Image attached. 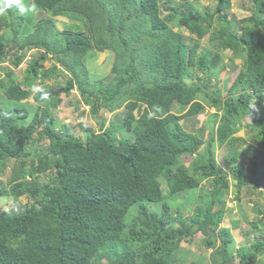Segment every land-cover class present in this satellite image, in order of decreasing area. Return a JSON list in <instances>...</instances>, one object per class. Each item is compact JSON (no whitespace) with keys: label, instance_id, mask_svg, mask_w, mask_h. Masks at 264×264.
I'll list each match as a JSON object with an SVG mask.
<instances>
[{"label":"trees","instance_id":"1","mask_svg":"<svg viewBox=\"0 0 264 264\" xmlns=\"http://www.w3.org/2000/svg\"><path fill=\"white\" fill-rule=\"evenodd\" d=\"M254 1L257 10L239 26L230 18L233 0H214V10L190 1L160 7V0H33L50 16L25 34L28 19L16 6L0 15V26H11V35L3 36L16 42L9 47L0 39V195L9 191L33 201L16 212L0 209V264H203L192 251L177 258L188 237L213 249L212 264H235V228L246 240L237 249L239 263L264 259V209L252 206L257 220L250 228L239 219L220 227L225 209L218 207L229 178L238 200L244 188L264 193V0ZM62 14L81 24L60 30L53 17ZM192 35L198 37L190 42ZM205 38L231 51L230 58L242 57L226 93L225 64L218 69L223 55L202 47ZM34 48L42 52L20 82L5 62L19 66ZM106 50L114 55L112 73L95 76L86 60ZM48 59L51 68L44 66ZM61 69L65 84L42 86L47 100L34 94L45 106L20 104L30 96L29 85ZM73 90L93 116L101 108L119 111L120 121L106 126L103 120L98 132L87 127L92 133L86 139L67 132L51 106ZM9 100L14 107L4 105ZM207 105L216 110L205 139L180 121ZM175 106L183 112H173ZM245 119L251 142L229 154L230 177L218 166L215 144L235 147L237 136L246 143L237 135ZM39 139L48 143L35 151ZM244 155L247 164L234 166ZM21 157L28 161H20L7 182L1 179L8 161ZM41 175L48 182L41 184ZM205 180L209 190L195 195L197 208L185 217L175 206L179 193L197 192ZM190 255L196 260L188 261Z\"/></svg>","mask_w":264,"mask_h":264},{"label":"rangeland","instance_id":"2","mask_svg":"<svg viewBox=\"0 0 264 264\" xmlns=\"http://www.w3.org/2000/svg\"><path fill=\"white\" fill-rule=\"evenodd\" d=\"M188 1L193 2L196 4V7L199 9H202L203 7L209 6L212 10L215 8L214 0H160V7L163 5L165 7L170 3V6H181L182 4H186ZM28 4L33 3L32 0H26ZM181 8V7H180ZM257 10L255 6L254 0H233V7L230 14V18L235 20L237 23L236 25L239 26V20L243 17L250 16ZM164 14V12L162 13ZM165 15V14H164ZM163 15V16H164ZM28 19V22L26 25L22 27L23 33H27L30 25L35 24L40 18L50 16L46 10L38 9L35 14H28L25 15ZM56 20L57 27L60 30L65 29H74L75 25H80L81 22L77 18L69 17L68 15L62 14L59 16L53 17ZM166 18V17H164ZM3 22L2 20H0ZM3 32H5L7 35H11V26L10 25H1L0 26V39L9 41L11 43H15L12 40L10 36V39H7L8 37L3 36ZM188 34V33H186ZM189 35V34H188ZM198 35H192L190 38V42H193L195 38H197ZM202 47L211 49L212 54L215 52H219L223 55V61L218 66V69H220V66L225 64V69L221 70L220 73L222 75L221 77V87H223L224 93H226L227 89L231 85L232 77L234 72L237 70V68L242 64V57L235 56L234 58H230L231 51H224L221 47V45L216 43L209 42L206 38L202 40ZM41 50L39 49H33L28 52L27 57L20 63L19 66H16L14 63H9L7 60L5 62L6 66H9L17 75L18 80L22 82L23 78L26 74V68L29 63V59L39 55V52ZM114 55L112 52L106 50V51H95L92 56L89 57L86 61L88 62V65L90 66V69L92 70L93 75L99 76V77H108L112 73V62H113ZM12 60V57H11ZM4 65V66H5ZM50 66V63H47V67ZM14 68V69H13ZM0 71L5 72L4 67L2 64L0 65ZM67 72L64 70H60L53 78H47L45 80L40 81L37 79V82L34 84V86H58L60 84H65L67 80ZM41 82V83H40ZM34 92L32 90L31 95L29 96L28 100L20 102L21 105H28L33 108L36 106H45L44 104H41L40 102L35 101L34 98ZM4 96L3 92L0 90V99ZM33 96V98L31 97ZM64 99V103L61 105L51 106L52 114L56 117V122L58 124L63 125L66 127L67 132H71L79 137L87 138L92 131L86 130L87 127H92L95 132H98L101 130V125L103 124V120H105V125L108 126L113 121H120L122 115L118 112H110L108 110L100 109L99 113L96 116H93L91 113L90 105L86 104L79 94L78 90H73L71 95H61ZM5 106H11L14 107L15 103L13 101H6L4 102ZM143 107V105H141ZM173 112H176L177 114L182 113L180 108L174 107L172 108ZM215 108L211 107L209 105L206 106L205 109H203L196 117L189 119H183L181 120V124H183L184 128L187 131H191L194 133L201 134L205 139L209 138V132L212 129V116L215 112ZM141 112V109H139V113ZM248 119H245L243 121V127L242 129L237 133V135L244 136L246 139V143L236 137V145L230 146L224 145L223 147H219L218 144H215L216 147V154H217V161L218 166L221 169H223L225 172H228L231 177V171L228 168V165L231 164L229 162L228 156L229 154H234V151H240L242 148H244L248 143L251 142L248 138V128L244 124ZM119 137L127 136L128 133H120L118 132ZM48 143L47 140H38L37 143L34 146L35 151H40L42 147H44ZM234 147V148H233ZM26 160L28 161V158H19L18 160H10L8 162V166L6 167L4 173L1 175V179H3L5 182L8 181L10 174L12 173L13 168L16 165H19L20 161ZM248 156L244 155L241 157L239 162L233 163L234 166H239L243 164H247ZM186 165H190L191 163L187 162ZM49 177L45 175H41L39 178V182L45 183L48 182ZM230 180V188L227 192V196L221 200L220 203H218V207H223L225 209L223 220L220 223V227L224 226H230L232 219H239L242 222L243 226H247L250 228V223L257 220V213L252 209V206L255 204H259L264 209V193L261 194H253L251 193L247 188L243 189L242 199L238 200L235 196L237 194L236 188L234 186V183H232V178H229ZM37 181V183H39ZM209 184L208 180H205L203 184H201L197 192H194L192 190L187 191H181L179 193V198L181 201H176L175 206L181 207V213L188 217V215L193 214V212L196 210L197 206L192 199L198 194H201L202 192H207L209 189H207V186ZM165 186V184H164ZM33 201L27 196H16L14 194H11L9 191L3 192L2 195H0V209H12L18 211L21 209H24L26 205L31 204ZM207 201H204L206 203ZM173 206V209L175 208ZM137 207V206H136ZM137 209H135L132 214H136ZM173 212V210H172ZM178 215V214H176ZM237 228L233 230L234 234L236 235L235 242L230 247V252L233 255V260L235 264L239 263V255L237 252V249L246 242L244 237L243 230L239 232ZM201 235V234H200ZM203 235H201L202 238ZM183 249L180 250V252L177 254L178 259H183L186 256L191 254V251L193 253H196L197 256H199L198 261L203 262V264H212L209 261V256L212 253V248H207L204 244V242L199 239L194 238H185L182 244ZM189 257V256H188ZM263 257L258 256L256 259V263L254 264H264ZM196 260L193 256L188 259V261Z\"/></svg>","mask_w":264,"mask_h":264},{"label":"clouds","instance_id":"3","mask_svg":"<svg viewBox=\"0 0 264 264\" xmlns=\"http://www.w3.org/2000/svg\"><path fill=\"white\" fill-rule=\"evenodd\" d=\"M32 2H33V0H32ZM12 6H16V8L19 10V13L21 14V15H28V14H35L36 13V11H37V5L33 2V3H31V4H28L27 2H26V0H0V15H4L5 13H6V11L9 9V8H11ZM38 9H40V8H38ZM47 12V11H46ZM49 13V12H48ZM50 14V13H49ZM48 17V16H47ZM42 18H44V17H42ZM16 43V42H15ZM15 43H11V45H13V44H15ZM5 44H7L8 46H9V44H10V42L8 41L7 43H5ZM10 45V46H11ZM9 46V47H10ZM35 49V48H34ZM30 50H33V49H30ZM30 50H28L27 51V54H26V56L25 57H27V55H28V52L30 51ZM40 50V49H39ZM41 52H42V50H41ZM9 54H11V53H9ZM9 57H12L11 55H9ZM25 57H24V59H25ZM33 58V57H32ZM32 58H30L29 59V63H30V61L32 60ZM11 59V58H10ZM23 59V60H24ZM22 60V61H23ZM29 63H28V65H29ZM47 63H50V66H48L47 67ZM44 66H45V68H51V66H52V60L51 59H48V60H46L45 62H44ZM28 67V66H27ZM14 69V68H13ZM27 69V68H26ZM60 71V70H59ZM58 71V72H59ZM15 73V72H14ZM26 73H27V71H26ZM15 75H16V73H15ZM17 76V75H16ZM54 77V76H53ZM53 77H51V78H53ZM25 78V77H24ZM24 78H23V80H24ZM17 79H18V77H17ZM40 81H42V80H45V79H43L42 77L41 78H38ZM22 80V81H23ZM19 81V80H18ZM21 82V81H20ZM28 88H30V89H32L33 90V92H34V94L35 93H40V99L41 100H47L48 99V96H49V93L47 92V91H45L44 90V88L43 87H41V86H31V85H29L28 86ZM32 90H31V93H32ZM31 93H30V95H31ZM34 96V95H33ZM33 96H31L32 98H33ZM29 99V98H28ZM34 99V98H33ZM249 107H255V105L254 104H251V105H249ZM11 160H14V159H11ZM10 161V160H9ZM8 161V162H9ZM15 167H17V165L15 166ZM14 169V168H13ZM27 179L28 180H31V178L30 177H27Z\"/></svg>","mask_w":264,"mask_h":264}]
</instances>
